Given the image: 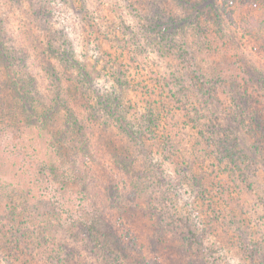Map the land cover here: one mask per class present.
Wrapping results in <instances>:
<instances>
[{
    "label": "rangeland",
    "instance_id": "374dc122",
    "mask_svg": "<svg viewBox=\"0 0 264 264\" xmlns=\"http://www.w3.org/2000/svg\"><path fill=\"white\" fill-rule=\"evenodd\" d=\"M194 1H203L205 11H191V5H176L174 0H0V42L8 51L29 49V70L40 81L42 94L48 95V62L41 63L45 55L52 60L48 45L53 32L58 37L55 47L65 50L72 44L76 52L64 84L67 79L76 81L82 68L96 78L92 85L113 91V98L118 93L130 110L125 115L133 127L146 131V135L145 131L137 132V146L131 145L128 150L129 161L135 160V170L129 175L120 171L114 175L124 201L134 185L140 184L135 189L137 203L126 208L117 220L120 233L133 249L122 255L126 264H264V162L253 157L251 178L244 181L237 177L241 171L225 163L219 165L221 151L203 150L202 124L194 126L192 102L186 104V99L174 97L167 88L176 81V76L171 77L177 69L190 71L184 67L188 61L194 63L192 74L209 82L242 79L251 68L264 66V34L260 38L251 35L253 29H249L262 22L264 6H245L243 0ZM215 10L222 15L217 22L212 21ZM191 14H199L201 24L189 26L184 18ZM153 16L162 23L159 28L154 26V32H165L151 41V27L147 32L146 26ZM167 41L173 45L168 46ZM180 49L187 52L184 58L178 55ZM112 65L115 71L124 73L126 85L124 88L117 83L119 91L111 90L116 83ZM160 86L166 87V92ZM11 98L7 100L8 119L0 122V151L5 145L10 147L7 141H33V128L10 118L13 112L20 120L21 115L25 117ZM253 98L264 108V91L256 92ZM220 99V114L226 119V112L234 110L233 101L223 95ZM193 103L195 108L201 107L200 101ZM71 106L84 116L89 112L82 102H72ZM186 106L190 114L184 111ZM153 109L160 112L158 125L147 129L138 118ZM71 114L72 110L61 108L53 115L47 128L52 141H62ZM205 114L206 109L201 108L197 116L205 119ZM9 131L13 138H9ZM98 133L100 141H107L101 137L106 136L103 128ZM112 133L119 143H133L123 131L119 134L112 127ZM35 138L47 147L46 139ZM102 151L110 156L106 147ZM4 155L0 152V179L14 181L20 192L28 191L33 186L29 182L40 176L36 167L31 175L28 166L32 162L17 155V167L12 168L13 158L8 159L16 155ZM192 160L198 175L184 180ZM107 162L105 158L106 167ZM132 177L134 180H130ZM26 197L15 199L23 203ZM6 215L0 211V229ZM84 252V262L106 263Z\"/></svg>",
    "mask_w": 264,
    "mask_h": 264
},
{
    "label": "trees",
    "instance_id": "16d2710c",
    "mask_svg": "<svg viewBox=\"0 0 264 264\" xmlns=\"http://www.w3.org/2000/svg\"><path fill=\"white\" fill-rule=\"evenodd\" d=\"M174 2L176 5H191V11H205L206 8L203 1ZM242 4L249 7L264 6V0H243ZM221 16L215 10L212 21L217 22ZM170 18L176 20L174 17ZM200 18L199 14H191L184 20L190 23L189 26H196L201 24ZM150 20L152 23L146 26L147 32L151 27L152 35L149 38L151 41L157 40L159 32L165 31L155 33L154 26L159 28L162 23L157 21L155 16ZM249 29H253L251 35L254 33L262 38L264 18L258 26H251ZM49 38V57L53 61L45 55L41 63L44 65L48 62L45 66V74L50 81L48 95L42 94L40 81L35 73L29 70V49L8 51L0 42V122L8 119L10 102L7 100L12 101L11 97H14L15 105L19 110H23L25 117L21 115L20 120L13 112L10 118L17 120V124L21 122L23 127H32L34 132L33 141H7L10 147L5 145L4 150L0 152H3L5 157L8 153L16 155L8 159L10 161L13 158L12 168L15 169L20 159L17 155L25 156L32 162L30 167L28 166V172L34 175L33 169L36 167V174L40 175L32 181L33 183L29 182V185L33 186H30L28 191L26 189V192H20L14 181L7 183L0 179V211L4 215L5 212H10L4 216L6 223L0 229V264H88L83 261L84 251L81 248L90 257H101L106 262L104 264H126L122 255L127 256L126 253L133 249L130 241L127 242L125 236L120 233L117 220L126 208H131L137 203L135 189L140 184L129 181L135 184V189L124 201V193L114 175L117 171L129 175L135 170V160L129 161L132 158L128 150L131 145L137 146V132L145 130L133 127L132 121L125 115L130 110L120 100L118 93L113 98V91L92 85L96 78L82 68L78 69L79 77L76 81L67 79L69 84H64L65 72H69L68 66L76 60V52L72 44L65 50L55 47L58 37L54 36L53 32ZM167 42L168 46L173 45ZM174 48L176 49L175 46ZM179 54L184 58L187 52L180 49ZM16 64L21 65L19 70ZM193 64L188 61L186 66L184 65L190 71L177 69L176 74L171 77L176 76V81L167 88L174 92V97L186 99V104L192 102L191 119L195 120L194 126L202 124L200 135L206 146L203 150L206 153L221 151L222 157L217 163H225L237 172L241 171L237 177H241L242 181L250 180L254 169L252 158L258 157L264 162V108L253 98L256 92L264 91V66L258 70L251 68L242 79L209 82L192 74ZM112 66L116 83L111 90L119 91L118 85L124 88L126 85L125 77L122 76L124 73L115 71L114 65ZM160 88L166 92V87ZM220 95L226 99L231 97L233 101L234 110L226 112L229 116L226 119L220 114ZM195 100L200 101L201 107H194ZM72 102H82L89 112L85 116L82 115L78 109L71 106ZM61 108L72 110V114L65 123L62 141H52L47 128L53 120V115ZM186 108L184 111L189 113L190 110L187 106ZM201 108L206 109L205 119L203 116H197ZM159 116L160 112L153 109L138 119L147 129H151L158 125ZM112 127L118 129L119 134L123 131L133 143H119L114 138L116 135L111 134ZM100 128L106 133L105 137H101L107 141H100ZM13 136L10 132L9 138ZM35 137L46 139L47 147L36 141ZM102 147L108 149L110 156L103 153ZM79 158H85V161L81 162ZM105 158L109 161L107 167ZM200 160L203 162L204 157ZM194 163L192 160L187 164L188 170L184 180L198 175ZM162 185L169 187L167 183ZM66 192L70 193L73 199ZM21 195L27 197L23 203H17L15 197L20 198Z\"/></svg>",
    "mask_w": 264,
    "mask_h": 264
}]
</instances>
